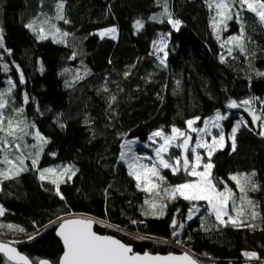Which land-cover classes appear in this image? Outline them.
Returning <instances> with one entry per match:
<instances>
[{
	"label": "trees",
	"instance_id": "obj_1",
	"mask_svg": "<svg viewBox=\"0 0 264 264\" xmlns=\"http://www.w3.org/2000/svg\"><path fill=\"white\" fill-rule=\"evenodd\" d=\"M59 2L0 0L4 47L10 50L4 51L7 71L0 60V93L13 102L7 110L14 120L33 125L27 128L30 133L39 131L48 141L40 146L43 151L37 169L60 171L71 167L75 171V175L65 174L62 180L53 176L41 181L39 171L31 168V159L39 148L30 145L36 140L32 135L15 140L21 149L12 147L10 156L14 158L22 151L28 157L25 165L29 170L0 183V205L6 209L0 224L25 231L4 227L0 229V241H12L34 261L46 259L57 264L63 254L56 236L58 218L82 217L153 238L134 245L139 253L180 254L178 245L202 264H264V137L259 135L260 121L253 125L244 108L227 107L230 101L240 104L264 98V75L258 74L264 73V24L245 8L239 21L234 16L226 29L215 32L211 26L214 12L205 0H166L172 18L182 22L178 31L163 15L164 0H64V16L70 21L64 23L56 19ZM152 16L157 20L150 19ZM137 20L144 23L139 32L135 30ZM33 21L35 31L25 27ZM241 24L245 51L241 53L233 43L221 47L223 41L240 34ZM53 25L61 33H69L64 42L53 41L50 34L60 38ZM41 26L49 35L46 40L37 39ZM113 27L116 39L98 35ZM162 36L167 43L166 66L160 64L153 45ZM21 73L24 83H20ZM10 77L16 87L7 92ZM25 93L27 103L23 101ZM18 108L23 112L14 111ZM217 111L231 115L224 122L227 133L238 120L232 113L243 112L248 122V127L242 124L236 135V150L228 142L215 152L211 163L214 182H226L237 196L239 190L229 176L256 173L252 179L258 190L247 194L255 208L246 206L247 215L242 217L263 233L261 239L249 243L251 249L259 250V259L253 263L243 255L245 244L235 228L220 225L205 203H200V213L186 222L182 236L173 237L172 232L178 229V224L176 228L171 226L173 219L185 223L194 203L164 197L165 214L151 215L144 201L153 199L135 187L127 164L120 160L124 151L121 145L127 141L140 145L136 148L140 150L152 132L163 129L170 134L173 126L185 131V122L195 117H200L201 126ZM8 139L12 141V137ZM25 143L29 147H24ZM163 175L167 186L194 180L168 170ZM52 179L59 182L64 199L56 194ZM217 186L223 189V184ZM253 210L259 213L255 220L251 218ZM133 220L137 223H131ZM156 240L166 243L157 244ZM5 259L0 255V264Z\"/></svg>",
	"mask_w": 264,
	"mask_h": 264
},
{
	"label": "snow or ice",
	"instance_id": "obj_2",
	"mask_svg": "<svg viewBox=\"0 0 264 264\" xmlns=\"http://www.w3.org/2000/svg\"><path fill=\"white\" fill-rule=\"evenodd\" d=\"M160 2V0H158ZM165 7L163 15L167 16V23L172 26V28L179 30L181 26V21L178 19H173L171 13L168 11L166 6V0H164ZM209 9L215 8V15L211 17V26L215 32H219L221 27L227 28V22L232 20L235 16L237 21L240 18V11L246 8L247 11L254 13L261 24H264V0H205ZM64 0H60L56 4V19L63 20L64 23H69L64 16ZM238 10L234 11V9ZM46 15V14H44ZM219 17V19H217ZM150 19L153 21L157 20L156 16H152ZM163 23L164 21H159ZM35 21L30 22L25 25L30 30H34ZM143 22L137 20L135 22V27L139 30L143 28ZM55 28V25H53ZM56 33H60V38L57 39L56 35H52V39L56 43H62L63 38L68 36L69 33L63 32L59 28H55ZM116 33V28H109L98 33L101 38L105 35H112ZM49 35L45 33L44 28L41 26L37 34L38 40H46ZM219 39V35H217ZM244 33L243 24H241L240 34L237 36L229 37L228 42L235 45L241 53L245 51L244 46ZM156 51L163 52L164 58H160V64L166 66V57L168 55L165 48L167 46L166 40L162 36L159 41H153ZM223 47V44L221 45ZM0 48H4V38L2 34V29H0ZM5 51H10L5 49ZM229 55L232 53V49H228ZM221 62H224V57L221 56ZM5 71L8 70V66H4ZM259 75H264V73H258ZM128 73H125L127 76ZM8 83L14 88L15 84L11 80ZM20 83H24V77L21 73ZM179 84V82H177ZM11 91V88L9 89ZM3 93H0V153H3V159L0 160V164H4L7 167L0 168V183L4 180L14 179L18 177L22 172L28 171L29 168L25 165V157L23 152L20 155H15L14 158H10V149L15 147L17 151H20L21 145L14 143L15 140H23V136H17V133H23L24 136L32 135L36 140V144L30 145L32 148H39V150L34 154V158L31 159V168L37 169L40 152L43 151L42 144L48 143L45 137L41 135L39 131L35 133H29L25 131V128L34 127L33 125L27 124L24 121L14 120L10 115H6L3 109L8 106V101L3 99ZM115 99V97H113ZM258 99V98H253ZM24 103L28 102V96L25 93L23 97ZM252 103L250 100H244L240 104L236 101H230L227 105L228 108H238L240 106H248ZM17 113H22L23 108L14 109ZM245 111L249 112L252 117V124L255 125L257 121H260L261 129H264V117H261L255 113L249 107H245ZM227 117L221 115L219 111L214 117L209 118V120L204 121L203 128H196L194 125L200 120V117H195L194 119L187 120L188 129L191 132H196L198 138L195 142L194 147H189L192 137L181 129L173 126L171 128V133L167 134L163 129H158L152 132L148 136V140L153 144L157 143L159 138L160 142L156 148H154V156L145 155L144 157L137 156L129 145L132 141H127L122 148L127 147V151H122L120 153V160L127 164L128 175L135 180V187L138 190L151 193L156 192L157 196H160L161 202L158 204L154 200L145 199L144 203L151 209V215L162 217L165 214L166 205L163 203L164 197L175 200L180 197L186 201H206L208 208L210 209V215H214L216 221L223 226L231 225L234 228H240L245 226V220L242 217L247 215V208L254 209L255 205L251 199L248 198V191H257L258 185L253 181V177L256 175L255 172L250 174L240 173L233 174L229 176V179L233 181L239 190L240 195L237 196L232 188L224 181L214 182V177L212 176V168L214 165L211 163V157L218 148H223L226 145V138L220 121L226 119ZM24 127H21V124ZM209 123L211 126L220 129L217 135H212L209 131ZM243 124L244 127H248L247 121H237L236 124L231 128V132L228 135V140L231 141V148L233 151L236 150V135ZM7 125V127H5ZM63 127V125H61ZM250 131L253 129L249 128ZM204 135L211 136V143H208L203 139ZM259 135L264 137V130H262ZM9 137H12V141H9ZM24 147H29L25 143ZM173 148L182 149L181 154H176L170 150ZM205 149L208 160L204 162L201 154L197 152V149ZM189 153L193 154L194 159H189ZM29 157L33 154L29 153ZM144 161H148L145 163ZM203 170H199V169ZM162 169H168L172 175H179L184 173L187 176L196 177L195 180H186L184 183L170 185L163 188V195L159 189L161 184L165 182V176L161 174ZM39 171V179L44 181L48 178L47 174L56 173L54 168H44L37 169ZM71 173L75 175V171L71 167H65L59 175H65ZM69 176V179L71 178ZM52 184L56 185V194L64 199L63 195L59 192V182L56 179L50 181ZM218 183L223 184V189H218ZM2 191V189H0ZM193 209L199 211L193 205L188 211L187 219L191 220L193 218ZM6 209L0 205V217L5 215ZM235 213V215H233ZM147 214V213H145ZM259 215L255 210L251 211V218L255 220ZM227 217V219H225ZM60 219V223L57 229V235L60 237L63 243V254L59 258L57 264H198L197 260L194 259L189 254L185 253L182 256H174L169 254L167 256L151 255L145 252L143 255L133 252L131 245H127L109 235H100L93 231L94 221L89 218H71V219ZM131 223L135 224L137 221L133 220ZM112 227V225H108ZM173 228L177 227V221L173 219ZM183 224L179 227L183 228ZM249 228H255L254 224H248ZM7 227L9 230H15L19 232H24L25 230L19 226L12 224L4 225L0 224V229ZM176 231L172 232V236H177ZM135 239H153L151 237H134ZM29 239H34V237H29ZM157 244L166 243V241L156 240ZM180 243L179 240L176 241ZM0 254L6 258L4 264H51L50 261L46 259H36L35 261L30 259L28 256L17 251L15 247L11 246V243L0 242ZM244 256L251 259H259L257 253L255 252H244Z\"/></svg>",
	"mask_w": 264,
	"mask_h": 264
},
{
	"label": "rangeland",
	"instance_id": "obj_3",
	"mask_svg": "<svg viewBox=\"0 0 264 264\" xmlns=\"http://www.w3.org/2000/svg\"><path fill=\"white\" fill-rule=\"evenodd\" d=\"M213 12H214V15H215V8H213ZM217 19H219V17H217ZM144 24V23H143ZM222 28V27H221ZM0 29H2L1 28V25H0ZM142 28H140L139 30L135 27V30H136V32H139L140 30H141ZM221 30V29H220ZM219 30V31H220ZM101 32V31H100ZM100 32H98V33H100ZM46 33V32H45ZM2 34H3V32H2ZM99 35V34H98ZM50 36H52V34H50ZM100 36V35H99ZM104 37H107V38H110V39H116V37H117V31H116V33L114 34V38H113V36L112 35H105ZM103 37V38H104ZM228 40L229 39H227V40H225V41H223V46H230L232 43L231 42H228ZM4 51H5V47L4 48H0V60L2 61V63H3V65L5 66L7 63H6V61L4 60V57H5V54H4ZM165 51H167V46H166V48H165ZM157 52V51H156ZM157 54L159 55V57L160 58H164V53L163 52H157ZM9 80H11L12 81V83L13 84H15V82H14V80L10 77V79ZM8 80V81H9ZM15 87H16V84H15ZM14 87V88H15ZM10 88H12V90H14V88L8 83V87H7V89H6V91L7 92H9V89ZM13 92V91H12ZM8 99V98H7ZM7 99H5V100H7ZM8 101V100H7ZM12 104H13V102L10 100V102L8 101V106L5 108V109H3L2 111H4L5 112V114L6 115H10L11 117H14L13 116V113L11 112V111H9V110H7L8 109V107L9 106H12ZM245 107H249V108H251L252 110H254L255 111V113L257 114V115H259V116H261V117H264V115H262V113H264V98L263 99H256V100H254V101H252V103L250 104V105H248V106H240V107H238V108H232L233 110H240V109H242V108H244V110H245ZM262 112V113H261ZM246 114L252 119V117H251V115L249 114V112H247L246 111ZM221 115H223V114H221ZM232 115L233 116H238L237 118H238V120L237 121H240V120H243V121H246V117H245V115H244V113L243 112H236V113H232ZM224 116H226L227 118L226 119H224V120H222V121H220V124H221V126H222V128H223V131H224V133H225V138H226V145L228 144V142H230L231 143V141L230 140H228V135L230 134V133H227V132H225V126H224V122L229 118V116H231L230 115V113H228V114H226V115H224ZM214 117V116H213ZM212 118V117H211ZM207 120H209V119H207ZM198 123H199V121H197V123L194 125V127H196V128H203L204 127V122H203V124L201 125V126H198ZM236 124V123H235ZM259 124V121H257V123L255 124V125H258ZM5 127H7V125H5ZM21 127H23V125H21ZM261 128V127H260ZM262 130H264V129H261V131ZM25 131L26 132H29L28 131V129L27 128H25ZM191 137H192V139H191V142H190V148L191 147H194L195 146V142H196V140H197V138H198V134L196 133V132H191L189 129H188V127L186 128V130H185ZM209 131L212 133V135H217L218 133H219V131H220V129H216V128H214V127H212L211 126V123H209ZM32 133H35V131H31ZM21 136H23L24 137V135H23V133H20V132H18ZM18 133H17V135H18ZM30 133V132H29ZM33 137V136H32ZM157 139V143H155V144H153L151 141H149L148 140V142L145 144V145H143L141 148L142 149H140V150H137L136 148L137 147H139L140 145H138V144H136V143H132L131 145H129V147H131L132 148V150L136 153V155L137 156H140V157H144L145 155H148V156H154V148H156L157 146H158V144L160 143V142H162V141H160L159 140V138H156ZM203 139L205 140V141H207L208 143H211V136L210 135H204V137H203ZM34 144V143H33ZM225 145V146H226ZM223 148H225V147H223ZM223 148H218V150H221V149H223ZM147 150H149V151H147ZM217 150V151H218ZM124 151L126 152L127 151V147H125L124 148ZM171 152H174V153H176V154H181L182 153V149H179V148H173V149H171L170 150ZM197 152H199L200 154H201V156H202V158H203V160H204V162H207V160H208V157H207V154H206V151H205V149H197ZM216 152V151H215ZM215 152L213 153V155L215 154ZM212 155V156H213ZM10 158H11V156H10ZM189 159L190 160H193L194 159V156H193V154H191V153H189ZM145 163H148V161H144ZM1 166V165H0ZM4 167H7L6 165H4ZM63 170V169H62ZM62 170H60V171H56V173H54V174H48V177H50V178H52L53 176H56V178H58V179H63L64 178V175H59V173H61L62 172ZM168 169H162L161 170V174L163 175V172L164 171H167ZM199 170H203L202 169V167H201V169H199ZM169 172H170V170H168ZM194 180L196 179V177H192ZM164 187H168L167 186V183L166 182H164L163 184H161V188L159 189V191L161 192V195L163 194V188ZM146 194L148 195V197H151V199H153L155 202H157L158 204L160 203V200L158 201L157 199H159V197H157V195H156V192L155 191H153V192H151V193H147L146 192ZM155 194V195H154ZM153 195H154V197H153ZM157 198V199H156ZM169 199V198H168ZM179 200V199H182V198H180V197H177L175 200ZM170 200H172V199H170ZM184 200V199H183ZM190 202V201H189ZM191 202H193L194 204L193 205H195V207L196 208H199V211L197 212V211H195V209H193V213H192V216H193V218L195 217V216H197L199 213H200V211H201V209H200V207H199V204L200 203H205L206 205H207V202L206 201H191ZM207 207H208V205H207ZM193 208V207H192ZM208 210H209V212H210V209L208 208ZM233 215H235V213H233ZM214 216V215H213ZM215 217V216H214ZM192 218V219H193ZM225 219H227V217H225ZM190 220H186L185 221V223L184 222H180L179 223V221L177 222V224H178V229H177V233H178V235L176 236V237H178V238H180L181 236H182V234H183V232L185 231V229H186V222H189ZM59 223L60 222H57L56 223V225L58 224L59 225ZM180 224H183L184 226H183V228H180L179 227V225ZM248 223H245V226H243V227H240V228H235V231H236V234L237 235H239L242 239H243V241H244V244H245V249H246V252H255V253H258V251L259 250H253V249H251L250 248V246H249V243L250 242H256L257 240H259V239H261L262 237H263V233L261 232V231H256L255 229H253V228H249L248 226ZM97 230H98V232L99 233H101V234H103V235H109V236H113V237H116V238H118L119 240H121L123 243H125V244H127V245H131V246H134L135 244H137V243H140L142 240H140V239H135L134 237H139L138 235H135V234H130V233H127V232H123V231H120L118 228H115V227H109L108 226V224L107 223H102V224H97ZM7 242H11L12 243V241H9V240H6ZM12 244H14V243H12ZM177 248H179L180 250H182V252L180 253V254H184V253H188V254H190V255H192L196 260H198L190 251H188V250H186L185 248H183V247H181V246H176ZM248 258V257H247ZM248 260L251 262V263H253V260H255V259H251V258H248ZM199 261V260H198ZM199 263L200 264H202L200 261H199Z\"/></svg>",
	"mask_w": 264,
	"mask_h": 264
},
{
	"label": "water",
	"instance_id": "obj_4",
	"mask_svg": "<svg viewBox=\"0 0 264 264\" xmlns=\"http://www.w3.org/2000/svg\"><path fill=\"white\" fill-rule=\"evenodd\" d=\"M71 218H82V217H70V218H67V219H71ZM89 219H90V218H89ZM92 220L94 221V224H93V231L97 232V233L100 234V235H103V234L99 233L98 230H97V222H96V220H94V219H92ZM58 226H59V225H58ZM58 226H57V228H56V233H57ZM56 236H57L58 240L61 242L62 247H63V243H62L60 237H59L57 234H56ZM115 238H116V237H115ZM116 239H118V238H116ZM120 241H121V240H120ZM0 242H6V241H0ZM121 242H122V241H121ZM6 243H10V242H6ZM11 246H12V247H15V248L17 249V251L20 252L19 249H18V247H17L16 245H14V244L11 243ZM132 248H133V252H135V253H139V252H136V251H135L134 246H132ZM20 253H21V252H20ZM139 254L143 255L144 253H139ZM149 254H150V253H149ZM184 254H185V253H184ZM187 254H188V253H187ZM0 255L3 256V254H0ZM151 255L167 256V255H161V254H151ZM172 255H174V256H182L183 254H172ZM189 255H190V254H189ZM190 256H192V255H190ZM192 257H193V256H192ZM193 258H194V257H193ZM194 259H195V258H194ZM197 262H198V264H200L198 260H197ZM10 263L12 264V262H10Z\"/></svg>",
	"mask_w": 264,
	"mask_h": 264
}]
</instances>
